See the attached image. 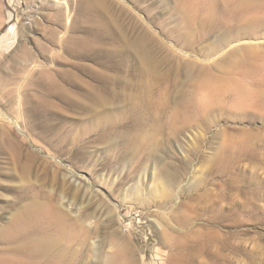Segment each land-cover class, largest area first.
Returning <instances> with one entry per match:
<instances>
[{
    "label": "rangeland",
    "instance_id": "rangeland-1",
    "mask_svg": "<svg viewBox=\"0 0 264 264\" xmlns=\"http://www.w3.org/2000/svg\"><path fill=\"white\" fill-rule=\"evenodd\" d=\"M259 2L0 0V33L16 32L0 44V232L54 195L86 215L73 264H264ZM110 85L121 115L82 123L73 104ZM115 136L139 148H110Z\"/></svg>",
    "mask_w": 264,
    "mask_h": 264
},
{
    "label": "bare ground",
    "instance_id": "bare-ground-1",
    "mask_svg": "<svg viewBox=\"0 0 264 264\" xmlns=\"http://www.w3.org/2000/svg\"><path fill=\"white\" fill-rule=\"evenodd\" d=\"M254 1L259 2L260 0H241L240 4L242 8H245ZM209 13H212V11L210 10ZM194 14L195 11L184 16L185 26H191ZM13 20H15L14 14L12 10H9L8 23ZM4 32H2L3 35L0 33V44L7 33H9L11 39L16 35L14 29L6 28ZM219 40L223 44L226 42V37L221 36ZM5 45H11V43L8 42ZM132 52L133 57L143 64V71L146 70V73L151 75V81L155 83L157 80V72L152 65L145 45L142 42H136L132 45ZM222 79V76L210 79L204 73L200 81L202 83L214 82L218 84ZM110 86H102L94 94L88 93L87 95L90 94V96L87 100L85 99L86 102L80 101L81 103L73 104L82 114H86L85 122L82 123H88L90 116L104 117L109 120L113 118L115 120V118L121 115L120 111L117 110V103L121 102V100L114 101L120 97V92H116L115 88H112V85ZM128 108L139 109L141 121L142 117L147 115V109L138 103L130 104ZM173 111L177 116L176 118L182 117V120L186 118L180 107L173 109ZM127 141V136H115L111 137L108 143L110 148L117 147L121 144L122 146L124 144V147L129 151L139 148ZM59 201L54 195H46L43 199L34 197L28 202L17 215L11 227L3 229L0 232V264L74 263L73 259L77 257L74 246H83L88 240L90 231L85 226V219H82L83 214L80 216H72L63 209ZM96 252L99 253L98 251ZM78 257L83 262L82 258L84 255L81 254ZM117 264L126 263L125 261H119Z\"/></svg>",
    "mask_w": 264,
    "mask_h": 264
},
{
    "label": "built area",
    "instance_id": "built-area-1",
    "mask_svg": "<svg viewBox=\"0 0 264 264\" xmlns=\"http://www.w3.org/2000/svg\"><path fill=\"white\" fill-rule=\"evenodd\" d=\"M15 14V13H14Z\"/></svg>",
    "mask_w": 264,
    "mask_h": 264
}]
</instances>
